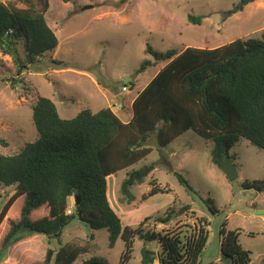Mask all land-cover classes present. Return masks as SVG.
<instances>
[{"label": "trees", "instance_id": "obj_1", "mask_svg": "<svg viewBox=\"0 0 264 264\" xmlns=\"http://www.w3.org/2000/svg\"><path fill=\"white\" fill-rule=\"evenodd\" d=\"M255 1L240 0L226 13L233 15ZM25 2L26 6L0 2V48L12 54L6 45L22 41L27 51V62L15 60L18 75L59 45L45 16L49 0L43 4L40 0ZM201 21L200 16H188L190 23ZM145 52L154 62L144 60L141 70L167 63L133 100V116L128 122L109 107L98 111L87 108L73 118H63L51 98L38 95L33 105L38 137L16 154L0 153V184L16 187L0 212V225L15 201L24 196L21 216L12 220L3 239L0 264L15 243L31 235L44 234L61 241L63 231L74 220L85 223L92 233L106 228L109 248L121 238L125 244L123 263L131 259L136 238L144 241L141 264L199 263L208 240L207 220L199 217V226L189 232L172 225L182 215H196L191 204L170 207L160 216H147L137 228L123 225L109 201L108 177L145 159L152 151L153 137L165 147L190 129L211 143V159L219 168L229 156L238 169L230 150L241 139L264 150V31L260 37L238 38L215 48L158 51L148 44ZM15 79L10 78L13 87ZM148 167L129 171L123 180L121 193L128 202L135 199L132 186L143 182L137 177ZM177 177L194 191L182 174L177 173ZM243 186L259 190L264 188V180H246ZM169 190L153 183L146 197ZM72 196L78 197L79 203L75 202L74 210L68 213ZM205 202L212 213L219 211L211 198ZM44 205L48 207L46 216L31 217ZM151 220L164 227L146 228ZM221 234L223 259L211 264H248L250 252L241 247L240 232L223 228ZM152 243L156 249L149 247ZM89 251V246L77 244H65L57 250L48 247L44 262L75 264ZM80 264L109 263L91 256Z\"/></svg>", "mask_w": 264, "mask_h": 264}, {"label": "rangeland", "instance_id": "obj_2", "mask_svg": "<svg viewBox=\"0 0 264 264\" xmlns=\"http://www.w3.org/2000/svg\"><path fill=\"white\" fill-rule=\"evenodd\" d=\"M239 1L49 0L45 16L59 39L55 50L46 52L18 75L19 66L12 54L0 48V140H3L0 153L16 154L38 137L33 122V105L38 95L51 98L63 118H73L87 108L98 111L109 107L128 122L133 116L132 101L167 63L158 62L141 70L144 60L154 62V57L145 52L148 44L158 51L189 46L215 48L238 38L261 36L264 0H256L242 11L227 15ZM0 2L26 6L25 0ZM189 15L200 16L201 24L188 22ZM15 47L19 58L27 62L24 43L20 41ZM129 77H133L132 81L125 83ZM10 78H16L15 87ZM151 146L152 151L145 159L108 177L109 201L122 217L123 225L137 228L147 216H160L170 207L191 204L196 215H182L172 225L178 224L182 231L189 232L199 226V217L207 220L208 240L198 264L223 259V228L240 232L238 241L250 252L248 264H264V191L243 186L246 180H264V150L247 139L236 142L230 153L235 155L239 177L230 181L212 162L211 143L191 129L165 147ZM145 166L154 168L138 179L142 183L132 186L135 199L128 202L121 193L122 182L129 171ZM177 173L184 176L194 191L180 183ZM153 183L170 190L146 197ZM15 189L14 185L0 184V212ZM208 198L214 201L217 213L208 207L205 202ZM23 205L24 196L15 201L1 223L0 249L10 223L20 218ZM74 205L72 196L68 210H74ZM47 214L48 207L44 205L31 217L39 219ZM145 226L157 230L164 227L155 226L152 220ZM65 244L89 246V253L75 264L91 256L102 257L109 264H141L144 241L135 239L132 257L123 263L125 244L121 238L109 248L106 228L92 233L85 223L74 220L63 231L61 241L44 234L31 235L15 243L1 264H46L47 248L57 250ZM149 247L157 248L155 243Z\"/></svg>", "mask_w": 264, "mask_h": 264}, {"label": "water", "instance_id": "obj_3", "mask_svg": "<svg viewBox=\"0 0 264 264\" xmlns=\"http://www.w3.org/2000/svg\"><path fill=\"white\" fill-rule=\"evenodd\" d=\"M87 7V6H85ZM9 39L7 38V41ZM6 47H10L11 49V53H12V56L14 57L15 60H18L19 59V55H18V52H17V49L15 46H10L9 44L6 45ZM132 78L133 77H129L125 80V83H128V82H131L132 81ZM120 99L122 101V97L120 96ZM150 144L155 146L156 148H159L161 147V143L159 141V139L157 137H154L151 141H150ZM140 146V144H139ZM154 167L152 166L151 168H147L146 170H144L138 177L137 179H140L141 177H144L146 176L147 174H149L151 172V170L153 169ZM221 170L223 171V173L227 176V178L230 180V181H234L236 180L238 177H239V172L237 170V167L236 165L234 164L233 160L229 157V156H226L225 159H224V162L221 166ZM259 191H264V188H261L259 189ZM77 204L79 203V198L74 196V200ZM257 213H262L261 211H257Z\"/></svg>", "mask_w": 264, "mask_h": 264}, {"label": "built area", "instance_id": "obj_4", "mask_svg": "<svg viewBox=\"0 0 264 264\" xmlns=\"http://www.w3.org/2000/svg\"><path fill=\"white\" fill-rule=\"evenodd\" d=\"M127 89V87L126 86H124L123 87V90H126ZM71 211L70 210H68V213H70Z\"/></svg>", "mask_w": 264, "mask_h": 264}, {"label": "crops", "instance_id": "obj_5", "mask_svg": "<svg viewBox=\"0 0 264 264\" xmlns=\"http://www.w3.org/2000/svg\"><path fill=\"white\" fill-rule=\"evenodd\" d=\"M133 102V101H132Z\"/></svg>", "mask_w": 264, "mask_h": 264}]
</instances>
